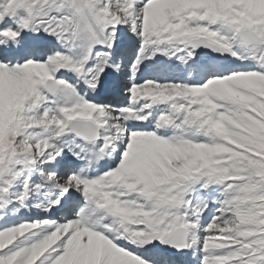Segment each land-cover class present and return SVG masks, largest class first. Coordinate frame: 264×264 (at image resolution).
<instances>
[{
    "label": "snow or ice",
    "instance_id": "6c2138e0",
    "mask_svg": "<svg viewBox=\"0 0 264 264\" xmlns=\"http://www.w3.org/2000/svg\"><path fill=\"white\" fill-rule=\"evenodd\" d=\"M0 264H264V0H0Z\"/></svg>",
    "mask_w": 264,
    "mask_h": 264
}]
</instances>
